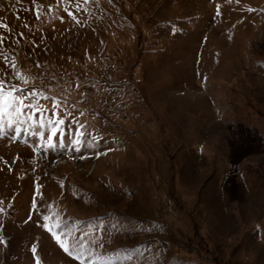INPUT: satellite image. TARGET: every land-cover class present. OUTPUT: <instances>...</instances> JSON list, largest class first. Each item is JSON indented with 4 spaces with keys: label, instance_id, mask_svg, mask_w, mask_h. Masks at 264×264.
Returning <instances> with one entry per match:
<instances>
[{
    "label": "rangeland",
    "instance_id": "obj_1",
    "mask_svg": "<svg viewBox=\"0 0 264 264\" xmlns=\"http://www.w3.org/2000/svg\"><path fill=\"white\" fill-rule=\"evenodd\" d=\"M0 25L5 91L85 134L0 138V264H264V0H0Z\"/></svg>",
    "mask_w": 264,
    "mask_h": 264
},
{
    "label": "snow or ice",
    "instance_id": "obj_2",
    "mask_svg": "<svg viewBox=\"0 0 264 264\" xmlns=\"http://www.w3.org/2000/svg\"><path fill=\"white\" fill-rule=\"evenodd\" d=\"M217 15H219V11ZM0 27L6 26L0 25ZM2 40L3 37H0V41ZM47 99L53 100V107L50 112L41 104V101ZM60 107L58 100L54 97H48L36 89H26L12 84L8 85V91H5V83L0 81V138L18 139L21 133H25L45 139V131L47 130L50 134L47 136L46 144L42 145L45 151L54 149L57 146L65 148V135L70 140L68 147L73 148L75 151H80L81 142H85L83 141L85 134L80 131L84 126L73 120L71 123L75 125L74 131L79 134L74 136L73 129L65 127V120L59 115ZM63 110L66 115H70L66 108ZM57 132L60 133L58 145L54 140ZM100 154L104 153H98L97 155ZM43 219L47 221L49 217L45 215ZM45 227H47V224H45ZM55 228L56 230L52 231L53 237H56L58 233L68 236L69 229L66 225L57 223ZM57 242L59 243V241ZM60 246L69 256L74 254L71 246L65 247L62 243ZM35 250V247H33L32 251L35 252ZM77 258L79 259L78 256ZM124 258L131 261L133 257L131 253H126Z\"/></svg>",
    "mask_w": 264,
    "mask_h": 264
}]
</instances>
